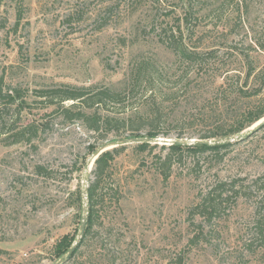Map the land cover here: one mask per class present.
Segmentation results:
<instances>
[{
	"label": "rangeland",
	"instance_id": "374dc122",
	"mask_svg": "<svg viewBox=\"0 0 264 264\" xmlns=\"http://www.w3.org/2000/svg\"><path fill=\"white\" fill-rule=\"evenodd\" d=\"M160 1L158 7L152 6L154 0H146L121 22L114 12L118 5L124 8L123 0L0 1V87L4 95L20 90L28 103L20 112V100L9 104L0 98V264H55L61 259L55 246L64 237L76 242L85 170L91 162L90 185L95 181L94 153L101 146L147 137L155 130L168 134L159 139L175 140L181 133L183 139L198 140L194 137L203 133L204 126L191 115L217 108L219 98L211 88L224 83L225 77L216 81L203 77L199 81L205 87L203 95L192 89L186 98L209 99L205 109L191 110L177 107L191 86L186 76L203 69L232 70V76L241 77L242 86L249 63L258 70L264 68V0ZM106 7L108 13L101 14ZM18 11L23 12L20 23ZM167 11L172 16L166 17ZM155 16L171 24L180 18L184 45L201 54L202 63L179 60L155 36H149L142 22ZM103 17L112 23L100 29ZM142 54L158 55L156 68L175 75L165 79L163 86L170 90L162 92L178 93V97L166 103L163 113L174 115L173 120L186 113L185 123V115L180 123L140 119L136 111L141 100L129 96L122 103L107 101L103 114L109 124L94 133L89 129L90 118L79 120L78 110L67 111L73 101L62 108L39 97L60 87L114 89L127 78L130 60ZM197 84L192 86L198 88ZM256 85L254 77L244 85L247 93L239 107L260 99L249 95ZM147 110L154 118L156 107ZM29 124L37 131L32 141L26 137L14 143L13 135ZM258 124L240 135L219 138L232 144L223 150L220 163L192 154L174 167L168 182L158 173L159 161L166 154L163 143L151 144L145 152L136 145L120 146L98 191L91 237L75 261L67 264H170L174 259L185 264H264V209H255L256 195L235 205L230 202L205 224L196 245L190 243L196 229L189 221L199 190H206L217 176L248 183L264 176V129L248 136ZM239 136L246 139L238 140ZM90 146H95L94 152ZM196 162V171H191ZM39 166L46 168V177L37 174ZM200 220L195 218L197 223ZM260 224L263 231H259Z\"/></svg>",
	"mask_w": 264,
	"mask_h": 264
},
{
	"label": "trees",
	"instance_id": "16d2710c",
	"mask_svg": "<svg viewBox=\"0 0 264 264\" xmlns=\"http://www.w3.org/2000/svg\"><path fill=\"white\" fill-rule=\"evenodd\" d=\"M2 1V0H0ZM124 8L122 6L117 7L114 13L122 21L123 17L129 18L134 15V11H137L140 6L145 3L146 0H123ZM152 6H161L160 0H154ZM147 4V3H146ZM144 4V5H146ZM137 5L139 8H137ZM136 6V7H135ZM151 6V7H152ZM146 7V6H145ZM130 9H133L129 11ZM108 8L101 10V14H107ZM172 12L167 11L164 15L166 17L172 16ZM23 18V12L18 11L17 23ZM102 22L100 29H105L109 27L112 23V19L106 17L100 18ZM143 30L149 33V36H155L158 43L164 45L167 50H170L174 57L179 58L189 63H200L203 56L197 52L190 51L184 45V36L182 30V20L176 18V22L171 24L169 20H160L158 17H153L151 20H144L142 22ZM155 54L147 55H137L130 60L131 66L127 78L114 87V89H105L95 91L93 87L91 88H65L60 87L53 89L50 92H41L39 97H45L46 103L49 105H59L64 108L65 102L73 101L74 103L70 106V109L78 110V119H91V125L89 126L90 131L94 133H99L102 128L109 124L110 119L103 114L107 110V101L113 103H122L129 96L140 98L141 106L137 109L136 114L139 115V118H147L153 123L162 124L163 122H168L171 119V123L178 121L180 123V117L185 115V121L188 120V115L177 116L174 118L171 117L174 115L164 114L163 110L166 103L169 100H176L175 97H178L176 94H164L170 89L163 86V83L166 82L167 77H175V75H169L170 72H165L164 69L156 68V63L159 58ZM202 63V62H201ZM248 71L246 81L244 85H247L249 80L254 77V81L257 85L249 91V95L252 97L258 96L260 99L255 104H248L245 108L239 107V101L246 97L244 90V85L241 86V77L232 76V70H217L215 73L213 70H198L192 75L186 76L188 82L191 86L188 85V88L185 91L184 98H181V101L177 104V107L183 108L186 106L191 110H199L200 108L205 109L207 99L197 101H189L186 96L196 90L197 94H202V91L205 87L202 86L203 77L210 76L211 78L216 79L224 75V83L219 85L214 84L211 88L213 94L216 95L219 100L217 101V108L213 111L202 112L197 114H192V120H197L199 123L204 126L203 133L195 136L194 139L202 141H210L213 139L219 138H229L233 136L240 135L248 128L254 126L260 120L264 118V96L261 98V93L264 92V68L258 70L253 64H248ZM218 69V68H215ZM199 81H201L199 83ZM214 81V82H215ZM194 83L196 86H192ZM202 86V87H201ZM196 87V88H195ZM142 89V90H141ZM144 89V90H143ZM141 91V92H140ZM164 93H163V92ZM250 96V97H251ZM25 96L22 95L20 90L15 89L10 90L7 94H3V88L0 87V98H5L7 103H17L19 101L18 108L20 112L26 110L28 103L26 102ZM164 97L168 98L165 99ZM216 97V98H217ZM222 97V98H221ZM165 100H164V99ZM215 97H213L214 99ZM224 99V102L222 101ZM212 100V99H211ZM187 104H192L191 107ZM156 107L154 110L153 118L147 110L148 108ZM194 107V108H192ZM236 107V108H235ZM239 108V109H238ZM235 109V110H234ZM162 110V112H161ZM234 110V111H233ZM92 113V114H91ZM195 113V112H194ZM141 116V117H140ZM170 117V118H169ZM179 118V119H178ZM87 121V120H84ZM192 121V122H193ZM35 126L29 124L23 128L19 133L14 134L16 138L14 143L24 141L26 137L27 141H32L33 133L35 132ZM107 127V126H106ZM264 125L259 128L257 131L263 130ZM1 135V133H0ZM37 135V134H35ZM159 135L168 137V134L162 132L149 131L147 137L149 138H158ZM21 136V138H20ZM138 137V136H137ZM183 134H178L177 139H183ZM192 138V137H191ZM246 138H244L245 140ZM137 148L145 152L151 148V144H135ZM232 146L231 143H221L214 146H207L204 144H193V145H169L161 146V149L166 151L165 157L161 158L159 161L158 173L163 176L165 182H168L173 174V169L175 166L182 165L185 161V158H190L192 154L196 157L197 155L206 156L211 162L220 163L224 157H222V152L225 149H229ZM122 147V146H121ZM124 147V146H123ZM92 152L95 151V146H90ZM121 151L120 147L108 150L103 153L95 162V169L92 174L95 176V181L90 182L88 190V200H89V220L88 226L85 232L83 239L81 240L80 246L74 255L71 257L70 263L74 262L78 254L82 252V249L86 246L87 241L91 237L93 232V225L96 215V206L98 204V191L101 189L102 183L107 177V172L110 169L112 161L115 159V156ZM193 157V158H195ZM196 166L191 169V171H196L198 163H195ZM46 168L39 166L37 168V174L41 177H46ZM190 173V171L188 172ZM191 175V174H189ZM91 181V180H90ZM258 197L256 202V210L264 209V176L258 177L253 180L251 183H248L246 179H235V180H223L217 176L215 182L206 188V190H199L197 194V201L191 206L189 217L191 221V226L195 227L196 236L191 238L190 243H195L196 245L201 241L205 233V224L213 219L217 218L222 210L230 205V202L233 201V204H237L239 200H252L254 196ZM82 199V195L79 197ZM200 217L202 220L200 222H195V218ZM259 231H263V225H259ZM74 245L73 239L64 237L56 246V256L58 259L63 258L64 255H67L69 249ZM263 246V245H261ZM170 264H185L181 259H174L170 261Z\"/></svg>",
	"mask_w": 264,
	"mask_h": 264
},
{
	"label": "water",
	"instance_id": "95a60500",
	"mask_svg": "<svg viewBox=\"0 0 264 264\" xmlns=\"http://www.w3.org/2000/svg\"><path fill=\"white\" fill-rule=\"evenodd\" d=\"M264 125V120H260L258 126L253 128L252 132H250L249 135H251L253 132L258 130ZM246 136H239L237 137L238 140L244 139ZM235 139V138H232ZM225 139H218V140H210V141H202V140H189V139H159V138H149V137H130L126 139L116 140L113 142H110L108 144H105L101 146L95 153H94V164L96 160L106 151L109 149H114L120 146L125 145H135V144H159L160 142L163 143V145H193L196 143L204 144L207 146H214L216 144L223 143ZM92 172V163L90 162L85 170L84 179H83V188H82V199H83V213H82V221L79 229V235L76 239V242L74 245L69 249L66 256L61 258L58 262L55 264H67V262L71 259V257L74 255V253L77 251V249L80 246L81 240L83 239L87 226H88V220H89V200H88V190H89V180H90V174Z\"/></svg>",
	"mask_w": 264,
	"mask_h": 264
}]
</instances>
